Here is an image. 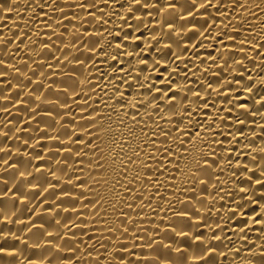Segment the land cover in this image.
Masks as SVG:
<instances>
[{
	"label": "bare ground",
	"instance_id": "obj_1",
	"mask_svg": "<svg viewBox=\"0 0 264 264\" xmlns=\"http://www.w3.org/2000/svg\"><path fill=\"white\" fill-rule=\"evenodd\" d=\"M66 2L73 5L83 0ZM88 2L95 3L96 8H64L67 18L60 27L56 22L61 18V12L44 9L51 16L49 23L59 36H52L55 43L46 49L41 41L48 37L36 34L44 28L42 21L46 17L41 18L38 9L35 13L31 11L32 0H0V40L11 39V43H0V73H3L0 75V248L15 249L12 255L7 251L0 252V264H250L259 261L260 248L264 247V203L260 202L262 194L256 178L261 176L260 169L264 167V140L261 139L264 136L261 131L264 109L258 114L253 113L264 103L259 98L264 95V48L259 50L261 55L258 56L249 50L251 46H246L244 52L236 53L237 59L244 55L248 57L242 66L234 65L228 57V64L224 65L219 55L225 50L213 39L222 25H213L208 20L207 31L203 36L198 35L193 25L200 28L205 24V18L198 13L186 14L192 0H140V4H134L132 0ZM145 3L149 7L144 8ZM169 3H175L176 8H167ZM129 5L132 12L128 11ZM5 6H11L10 10L6 11ZM246 7L249 11L239 10L232 20L233 27H237L240 22L236 17H246L240 27L241 39L249 34L248 25L255 29L254 34L264 31V0H247ZM138 8L140 12L136 11ZM89 11L93 15H88ZM209 11L215 13V9ZM219 19L224 17L219 16ZM166 21L173 23L172 30L166 27ZM52 30L45 29L49 33ZM177 30H180L179 36L175 35ZM161 31H171L173 39L179 42V47L175 43L172 47V51L180 55L176 64L183 68L185 62L191 61L189 68L196 75L190 79L200 81L186 87L199 89L206 82L219 79L222 83L220 93L213 92L210 101H216L218 108L228 109L237 103L238 97L239 102L248 105L247 111L237 108L233 112V119L228 121L232 127L225 129L235 133L241 127L234 122L239 115L245 120L247 139L240 136L241 143L234 145L238 152L232 155L241 161L238 175L233 176L237 171L234 166H225L219 174V182L213 179L206 191H202L204 186L194 183L185 171L184 175H177L174 181L161 188L164 199L153 198L151 207L147 206V198L143 205L136 200L130 209L124 200L127 194L121 195L123 189L114 186L115 172L107 164L98 169L94 162L100 153L94 154L93 145L77 140V137H83L84 141L94 139L82 130L85 121L80 117H87L92 108L98 106L94 103L99 98L97 93L103 95L99 88L89 91L96 83L93 77L107 73V83L113 74L124 75L114 73L112 67L116 63L111 58L116 51L113 37L119 33L121 42L129 43L122 40L125 33L133 36L142 33L139 43L143 48L150 42L154 44L152 35ZM96 40H100V46L108 55L100 54L99 46L95 52H89ZM109 42L112 47L108 46ZM201 43L203 47H200ZM185 44L187 51L181 52ZM133 47L120 51L131 52ZM197 52L204 64L196 59ZM142 54L156 55L150 49ZM209 54L216 57L215 64ZM74 57L84 60L85 64H76ZM117 59L124 61L126 67L129 60L138 67L135 55H122ZM49 64L53 67L49 68ZM94 65L98 72L93 70ZM222 67L227 70L222 71ZM205 68L207 72H204ZM41 72L44 75H40ZM152 75L155 77L156 73ZM237 79L241 83H236ZM77 81L83 83L77 85ZM116 83L112 81L106 90L111 93ZM129 83L133 85L129 90L133 91V96L143 91L135 80ZM245 83L256 87L251 93L246 92ZM49 84L52 88L48 87ZM57 85L68 86L67 93L56 92ZM229 87L232 91H226ZM74 88L80 93L76 103L71 102ZM125 89L126 85H121L120 91L125 92ZM37 94L40 100L36 99ZM87 96L92 98L88 100L91 107L84 104ZM57 97L60 101L67 98L68 106L60 107L58 103L49 102ZM225 98L232 103H223ZM108 103L113 102L109 100ZM98 107L103 108V105ZM128 110L118 109L121 113ZM104 111L108 113L110 109ZM220 114L227 116L226 111ZM153 118L156 119L154 114ZM119 119L128 120L113 114L111 120L106 118L99 122L105 128L111 124V131H102L101 140L95 142L104 149L102 155L108 158V163L116 155L108 147L117 129V124L112 121ZM253 120L255 123L251 122ZM251 129H255V135ZM116 139H120L119 134ZM112 147L119 151V145ZM101 163L105 161L101 160ZM244 163L251 170L248 176L256 173L251 181L244 175ZM118 179L123 181L122 177ZM143 191L146 197L151 194L148 189ZM121 209L135 221L128 225L127 233L119 223L118 218L123 219ZM184 211L188 215H182ZM198 235L200 240L196 239Z\"/></svg>",
	"mask_w": 264,
	"mask_h": 264
},
{
	"label": "snow or ice",
	"instance_id": "obj_2",
	"mask_svg": "<svg viewBox=\"0 0 264 264\" xmlns=\"http://www.w3.org/2000/svg\"><path fill=\"white\" fill-rule=\"evenodd\" d=\"M245 0L244 3L241 0H192L191 4L186 9V14L192 16L194 13L205 18V24L200 28L196 29L198 35L203 36L207 31L208 24L207 21L211 20L213 25L219 23L222 25L217 31L218 35L213 39L221 45V48L225 51L219 55V59L224 62V65L228 64V58H231L234 65H243L244 60L248 59L247 55H244L240 59L236 58L237 52H244L246 46H251L250 51L256 52L258 56L261 55L260 49L264 48V31L258 34L255 33V29L251 25H248V35H244L241 39L240 27L246 22V17H236L239 20V25L233 27L232 20L235 13L239 10L249 11L246 7ZM134 4H140V0H132ZM175 3H169L166 5L169 9L176 8ZM11 6H5V10H10ZM33 13L38 9L39 16L43 19L44 28L40 29L36 34L39 36L41 33L48 37L47 40H42L41 44L44 48H48L49 44H54L52 41V36L57 35L56 30L53 25L49 23L51 16L44 11L45 8H49L52 12H61V18L56 22L57 27L63 26V20L67 18V14L64 13V8L80 7V8H96L95 3H89L88 0H83L79 4L69 5L66 0L61 3V0H32V5L29 6ZM144 8L149 7V4L145 3ZM256 7H259L257 5ZM209 9H215V13H211ZM231 9V13L229 12ZM128 11L132 12L133 8L131 5L128 7ZM140 12L141 9H136ZM88 15H93L91 11L87 13ZM254 15L253 13H250ZM151 15V13H148ZM219 16H223L224 19L220 20ZM139 19V16L136 17ZM126 23V21H125ZM166 27L169 30L173 29V23L171 21H166ZM45 29H53L51 33L45 31ZM112 35L111 32L108 33ZM60 35H63L61 33ZM102 35V34H101ZM143 34L132 35L131 33H125L122 40L129 43H122L119 37V33L113 37L116 41L115 47L116 51L112 54V60L115 61L112 65L115 72L123 73V76L113 74L108 78V82L105 83V78L107 73H101L99 77H93L96 83L91 85L89 91H94L99 88L100 96L94 103L98 106L103 105V108L94 107L87 117L81 116L80 119L85 121V124L81 126L82 130L88 137H94V139L83 140V137H77V140L86 143L88 145H93L94 154L100 153L96 161V167L98 169L104 168L105 164L115 172L114 186L118 185L123 189L121 195L124 196L126 206L128 208L134 207V202L140 200L143 205L144 200L147 198L149 203L148 207H151V200L155 197L164 199L161 193V188L168 184L169 181H174L177 175H184L185 171L191 176L194 183H199L204 186L202 191H206L209 183L215 179L219 182V174H222L225 166H234L237 171L233 172V176L238 175L241 161L238 156L234 157L232 153L238 152L235 148V144L241 143L238 137L243 136L247 139V135L244 131L245 120L241 119L239 115L235 117V124L241 125L237 128L235 133L232 131H225V129H231L232 125L228 123L229 120L233 119V112L236 109H244L247 111L248 105L244 102H239L237 97V103L228 109L223 107L218 108L216 101H210L209 97L213 92L220 93L222 83L219 79L215 81H208L202 85L199 89H193L186 87L187 84L196 83L199 84V79L192 80L191 76H195L196 73L192 72L189 68V63L191 61L185 62L183 68L176 64L177 60H180V55L172 51L173 44L175 43L179 47V42L173 39L171 31L165 33L163 31L158 34H153L151 40L155 43L145 44L141 48L140 40ZM176 36L180 35V30L175 32ZM261 37V39H258ZM19 39V37H16ZM31 37H29L30 39ZM76 39H80L77 37ZM207 39V37H205ZM21 43L24 41L21 40ZM190 42V41H189ZM0 43H11L9 40H0ZM134 45L131 52H121V48H128ZM163 45V47H161ZM99 46L100 54L108 55L104 52L103 46H100V40H96L92 46L89 48V52H95ZM109 47H112V43L109 42ZM193 47H197L193 45ZM203 47V44H200ZM136 49H140L137 51ZM151 50V53L156 55H143L142 53L146 50ZM165 49L167 51H165ZM79 50V49H77ZM187 46L181 49V52H186ZM220 53V49L216 50ZM132 57L137 56L134 66L132 61L127 62V67L124 61L118 60L119 56ZM56 58V57H54ZM58 60V58H56ZM67 60V55L64 57ZM87 59H91L88 57ZM196 59L200 60L201 64L205 61L201 59L199 52L196 53ZM209 59H212L213 64L216 63V57L209 54ZM264 59V57H262ZM76 64L83 66L85 64L84 60L79 57H74ZM171 61V63H170ZM107 61H105L106 63ZM119 65L117 68L116 65ZM49 68L53 65L49 64ZM193 67L200 69L193 64ZM93 70L99 71L98 68L93 66ZM227 70L222 67V71ZM18 71V69H17ZM208 69L205 68L204 72ZM132 73H136L135 76ZM152 73H156L154 77ZM3 75V73H0ZM35 75V72H34ZM40 75H44L43 72ZM182 79H177L181 77ZM88 77H85L87 80ZM130 80H135L136 85L142 89V92H136L133 96V85L129 83ZM251 80V76L248 77ZM112 81H117L113 86L111 93L107 91L108 85ZM227 81V77H225ZM77 85L83 83V81H77ZM236 83H241L240 79L236 80ZM157 84L161 86L157 87ZM121 85H126L125 92L120 91ZM147 85V87H145ZM52 88V85H48ZM256 87L255 84L245 83L244 91L251 93L253 88ZM39 91V90H37ZM56 92L68 91V86L57 85ZM226 91H232L229 87ZM202 93L204 94L202 96ZM259 95V94H258ZM138 96H144L145 99H136ZM194 96L195 99L190 100L189 97ZM80 97V93L73 89L72 103L77 102V98ZM105 97L107 99H105ZM259 98L264 100V95H260ZM36 99L40 100V95H36ZM91 96L84 98V104L88 105V100H91ZM113 103L109 104L108 101ZM50 103H58L60 107H67V98L60 101L59 97L55 101H49ZM223 103L231 104L232 101L225 98ZM80 105H78L79 107ZM39 107V106H37ZM91 107V105H88ZM129 109L121 113L118 109ZM105 109H110L108 113H105ZM261 109H264V103L261 104L260 109H256L253 114H258ZM143 110V111H142ZM227 112V116H222L221 112ZM127 117L128 120L119 119L118 121H112L117 124L116 133L111 136V143L108 147L112 152H115V157L112 158L111 163H108V158L103 156L102 153L104 149L100 145L96 144V140H101L100 133L110 132L111 124L105 128L99 122L104 119H112V115ZM153 114L156 119L153 118ZM39 115V113H37ZM130 121V124H129ZM187 121V123H185ZM162 122V123H161ZM255 123V121H251ZM164 125H168L165 127ZM94 129V131H92ZM253 135H255V129H251ZM261 131L264 132V124L261 125ZM116 134H119L120 139H116ZM222 137V139H221ZM231 137V139H229ZM264 140V136L261 137ZM76 141H73L75 143ZM225 144L228 147H225ZM113 145H119V151H116ZM243 155V153H240ZM143 157V158H142ZM255 159V158H253ZM264 159V157H262ZM104 160L105 163H101ZM118 161V163H117ZM219 170V173L216 171ZM251 171L247 163H244L243 172L247 177L248 181H251L256 173L253 172L251 176L247 173ZM261 176L256 178V183L259 185V191L262 194L261 203H264V167L260 169ZM167 174V175H166ZM118 177H122L118 179ZM161 177H165L161 180ZM139 185V187H137ZM173 187L175 185H172ZM216 185L214 184L213 187ZM143 189H148L151 194L146 197L145 191ZM241 191H244L241 188ZM128 201H132L129 203ZM182 215H188L187 211L181 213ZM119 223L123 226V232L127 233L129 231L128 225L134 224L132 216L129 213L120 210ZM257 222H259L257 220ZM219 237H217L218 239ZM197 240L201 239V236H196ZM8 252L9 255L14 254L15 249L6 250L0 248V252ZM207 251H211L208 249ZM251 252V249H249ZM260 259L259 261H251L250 264H264V247L260 248L259 251Z\"/></svg>",
	"mask_w": 264,
	"mask_h": 264
}]
</instances>
